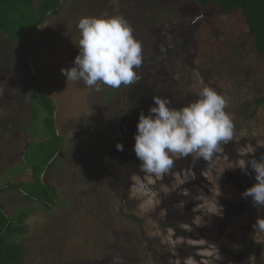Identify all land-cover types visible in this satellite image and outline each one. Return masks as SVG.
<instances>
[{"label":"rangeland","instance_id":"374dc122","mask_svg":"<svg viewBox=\"0 0 264 264\" xmlns=\"http://www.w3.org/2000/svg\"><path fill=\"white\" fill-rule=\"evenodd\" d=\"M82 4L88 6L85 11ZM101 14L123 15L143 48L136 70L141 78L121 86L124 101L104 106L97 102L108 86L97 92L83 81H67L60 71L78 54L79 19ZM44 26L37 30L31 57L55 101L63 137L60 176L54 179L60 203L48 212L37 205L27 220L31 232L24 264H257L258 255V264H264V232H255L256 251L247 262L233 259L239 236L264 216V208L241 197L256 182L255 174L235 167L240 159L264 154V103H256L264 95V59L247 50L244 61L258 66V76L248 77L241 67L231 73L225 66L224 78L215 77L224 49L232 53L241 42L253 44L242 13L223 14L187 0H72ZM226 36L235 39L226 45ZM22 66L17 46L0 35V187L1 176L5 181L12 173L5 172L9 161L22 160L27 142L14 138L15 124L8 123L10 110L18 112L28 95ZM204 86L227 98L233 139L220 145L212 163L200 162L197 171L172 166L162 176H146L133 150L141 111L148 114L154 95L182 107ZM8 201L25 203L19 196ZM166 209L181 215L179 232L161 223ZM130 213L142 221L126 217Z\"/></svg>","mask_w":264,"mask_h":264},{"label":"trees","instance_id":"16d2710c","mask_svg":"<svg viewBox=\"0 0 264 264\" xmlns=\"http://www.w3.org/2000/svg\"><path fill=\"white\" fill-rule=\"evenodd\" d=\"M70 1L72 0H0V35L5 38L7 43L17 46L22 54L23 66L21 68L24 72L26 88H28L26 102L21 105L18 103L20 110L18 109V112L10 110L8 114V123L15 124L13 137L22 138L27 142L22 160L9 161L8 169L5 172L12 171L10 178L3 181V176H1L3 185L0 187V264H24L28 254L25 241L29 239L31 232L27 220L33 212L38 210L37 205H42L43 210L48 212L60 203L57 184L54 179L60 176L56 168L61 157L63 137L58 132L55 101L47 92L35 71V60L31 57L34 51H31V49L37 41V30L44 26L48 19L61 14ZM187 1L203 8L213 6L223 14L238 10L244 16L246 27H248L249 33L254 38L250 47L248 44L241 42V47L237 51L228 53L227 49H224L223 58L219 61V67L216 70L218 76L215 77L217 79L224 78L223 70L225 66L231 69L229 70L231 73L236 74L237 70L235 69L241 67V72L243 74L247 73L248 77L258 76L260 74L258 66L246 64L245 62L248 60L246 58L244 61V55L247 50L253 49L257 57L264 59V0ZM74 5H77V3ZM81 6L84 11L88 7L87 4ZM147 34L150 36V33ZM234 39L235 37L226 36V45L228 41ZM231 45H234V42L230 43ZM176 47H179V45L176 44ZM150 58L152 60L156 59L155 55ZM237 80H239L238 77ZM107 89L108 91L104 97H101V100L97 102V104H100L99 106H104L106 102L112 100L118 102L119 99H122L124 101V98H120L118 94L121 87L119 89L111 87ZM256 103H264V95L259 97ZM10 127L11 125H9ZM173 159V166L190 168L195 171L201 166V163L204 165L214 161V159L211 162H207L202 158L194 159L191 155L187 157L178 156ZM14 167L15 170H13ZM1 174L3 175V172ZM13 196L22 197L25 203L22 205L10 204L8 197ZM167 202L165 198L161 206L162 209H165ZM18 206H21L20 209H17ZM175 211L176 209L172 212L166 209L167 214L163 217L161 223L179 232L177 219L181 215ZM126 217L134 221H142L140 217L133 213L126 214ZM253 225L239 236L238 250L233 257L236 261L247 262L248 256H252L256 251L252 247L256 241ZM258 256L255 258L257 264Z\"/></svg>","mask_w":264,"mask_h":264},{"label":"clouds","instance_id":"9594fccd","mask_svg":"<svg viewBox=\"0 0 264 264\" xmlns=\"http://www.w3.org/2000/svg\"><path fill=\"white\" fill-rule=\"evenodd\" d=\"M77 28L78 54L70 68L60 70L67 81H83L99 92L101 85L119 89L141 78L136 70L143 62L142 43L123 15L83 16ZM171 104L170 98L154 95L148 114L141 111L139 115L133 150L146 176L168 172L177 155L211 162L220 145L233 139L228 100L214 88L204 86L196 100L182 107ZM116 148L123 151V143L117 142ZM235 167L246 175L255 174L256 182L241 197L251 198L258 210L264 208V154L259 159H240ZM253 227L255 232H264V216L258 215Z\"/></svg>","mask_w":264,"mask_h":264}]
</instances>
